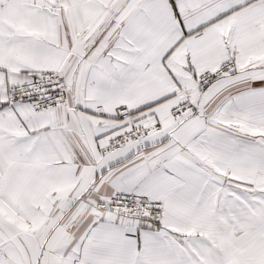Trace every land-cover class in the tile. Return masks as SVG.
<instances>
[{
	"label": "snow or ice",
	"instance_id": "1",
	"mask_svg": "<svg viewBox=\"0 0 264 264\" xmlns=\"http://www.w3.org/2000/svg\"><path fill=\"white\" fill-rule=\"evenodd\" d=\"M0 264H264V0H0Z\"/></svg>",
	"mask_w": 264,
	"mask_h": 264
}]
</instances>
